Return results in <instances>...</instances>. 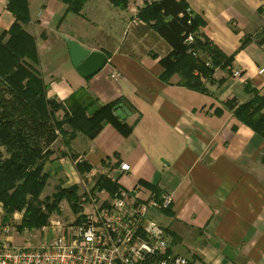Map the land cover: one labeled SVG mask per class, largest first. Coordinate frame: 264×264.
Returning <instances> with one entry per match:
<instances>
[{
  "label": "crops",
  "instance_id": "1",
  "mask_svg": "<svg viewBox=\"0 0 264 264\" xmlns=\"http://www.w3.org/2000/svg\"><path fill=\"white\" fill-rule=\"evenodd\" d=\"M154 1L127 0V7L119 9L108 0H86L80 15H74L65 14L66 6L56 0H27L30 20L24 29L35 39L47 99L64 103L87 88L99 103L124 98L133 107L126 108L130 115L124 121H136L126 137L104 124L94 138L77 133L67 146L63 141L70 130L62 127L66 138L59 135L43 164V190L49 193L42 190L40 197L75 186L79 211L73 213L62 200L57 212L65 203L74 219L84 209V190L96 181L92 175L102 161L126 163L129 172L111 173L118 186H162L172 193L170 213L152 217L167 227L174 254L196 264H264V139L225 104H246L254 91L264 93V42H259L264 0H175L201 17L199 33L231 57L229 66L202 80V92L184 86L178 75L160 80L158 60L169 46L151 26L131 25L137 12ZM12 22L0 0V31ZM67 41L103 54L105 65L88 79L81 77L71 64ZM111 70L119 73L118 80H110ZM235 71L239 78L232 76ZM63 115L60 110L55 117L60 121ZM68 149L77 155L75 161ZM77 162L90 170L77 172Z\"/></svg>",
  "mask_w": 264,
  "mask_h": 264
},
{
  "label": "trees",
  "instance_id": "2",
  "mask_svg": "<svg viewBox=\"0 0 264 264\" xmlns=\"http://www.w3.org/2000/svg\"><path fill=\"white\" fill-rule=\"evenodd\" d=\"M4 1L6 10L13 16V22L8 30L0 31L1 219L5 223L14 213L23 212L16 225V229L21 232L46 226L50 214L58 212L62 200L68 203L73 213L79 211L75 186L57 189L51 196L39 200L47 179L43 164L51 156L50 147L59 135L65 137L62 127L67 126L70 130L69 138L63 141L67 146L77 133L87 139L94 138L104 124L112 125L126 137L136 121L129 124L114 114L118 105L133 110L124 98L99 103L87 88H81L64 103L47 99L48 84L38 70L35 39L24 29L30 20L27 0ZM56 1L66 6L65 14L74 15H80L86 2ZM108 2L119 9H125L128 4L127 0ZM136 20L151 26L170 48L158 60L162 68L159 78L163 82L178 75L184 86L202 92V80H210L214 69L224 68L231 63V57H226L207 37L199 33L204 23L200 16L188 10L183 1L158 0L146 4L137 12ZM189 36L192 38L190 43L186 41ZM247 42V39L243 40L241 48ZM259 42H264V36ZM225 104L237 120L264 139V93L254 91L253 98L246 104H236L233 100ZM92 107H96V112L89 116L87 110ZM60 110L64 111V115L58 121L55 114ZM67 153L72 161L76 160V154L69 149ZM75 168L79 173L90 170L89 166L78 162ZM95 183L98 189H104L110 195L118 187L116 181L102 176H98ZM170 209L162 210V213L168 215Z\"/></svg>",
  "mask_w": 264,
  "mask_h": 264
},
{
  "label": "built area",
  "instance_id": "3",
  "mask_svg": "<svg viewBox=\"0 0 264 264\" xmlns=\"http://www.w3.org/2000/svg\"><path fill=\"white\" fill-rule=\"evenodd\" d=\"M139 23L132 21L131 25ZM186 41L190 43L192 38ZM232 76L239 78L240 73L232 72ZM108 77L116 81L119 73L111 70ZM113 172L125 174L129 166L105 160L92 176L98 174L115 182ZM95 182L84 190L83 211L69 223L50 221V237L38 247L13 246L10 224L0 226V264H196L171 251L167 227L152 217V213L171 208L170 191L162 186L153 190L140 185L129 190L118 186L110 195Z\"/></svg>",
  "mask_w": 264,
  "mask_h": 264
},
{
  "label": "rangeland",
  "instance_id": "4",
  "mask_svg": "<svg viewBox=\"0 0 264 264\" xmlns=\"http://www.w3.org/2000/svg\"><path fill=\"white\" fill-rule=\"evenodd\" d=\"M92 4H93V1L89 2L85 8V11H88ZM263 15H264V13H263ZM52 146H53V144H52ZM52 146L50 147V149L52 148ZM103 162H104V160H103ZM97 176H98V174H95L93 180H95L97 178ZM48 193H49V188H46L42 192V194H44V195L48 194ZM39 200L40 201L44 200V197H39ZM69 211L70 210H69L68 205L63 203L62 206H60V208H59V213L53 214L51 216V219L59 220L62 223H69L73 220V217L70 216V214H72V213H71V211L70 212ZM13 215H16V213H14ZM13 215L11 216V218L8 222L2 223L1 218L3 216V212L0 213V226L10 224V228H11L10 241H11L13 246L18 247V248H25V247L35 248V247H38L40 245V243H44L49 239L50 236H49L48 227H49V223H50L49 220L50 219L48 220V223L46 226H43L42 228H39L38 230L32 229V230H23V231L19 232V230L16 229V225L20 222L22 215H20V217L17 216L16 219L13 218ZM42 229L44 230V232H42Z\"/></svg>",
  "mask_w": 264,
  "mask_h": 264
},
{
  "label": "water",
  "instance_id": "5",
  "mask_svg": "<svg viewBox=\"0 0 264 264\" xmlns=\"http://www.w3.org/2000/svg\"><path fill=\"white\" fill-rule=\"evenodd\" d=\"M67 49L72 66L75 71L83 78H88L98 73L105 65V56L98 52H89L78 44L67 41ZM114 114L120 119L124 120L130 114L125 107L118 105ZM96 112V107H92L87 110L89 116Z\"/></svg>",
  "mask_w": 264,
  "mask_h": 264
}]
</instances>
